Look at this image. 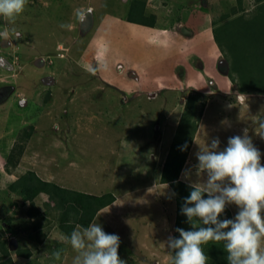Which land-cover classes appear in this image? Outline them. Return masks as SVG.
<instances>
[{
	"label": "rangeland",
	"instance_id": "rangeland-1",
	"mask_svg": "<svg viewBox=\"0 0 264 264\" xmlns=\"http://www.w3.org/2000/svg\"><path fill=\"white\" fill-rule=\"evenodd\" d=\"M146 1L149 12L160 17L159 22L169 14L173 19L183 17L182 21H190L201 11L204 19L198 26L213 21L215 30L208 36L215 38L218 33L223 48L232 58L233 54L238 56L247 49L250 35H264V30L261 32L264 27L256 30L253 26L252 34L247 33L250 24L245 23L256 16L258 20L264 19L263 10L254 11L246 18L229 15L231 18L221 20L239 6L238 0ZM133 2L28 0L23 13L14 20L3 17L7 29L0 23V33L7 32V36H0V61L6 58L10 64L12 60L14 69L0 63V91L7 87L11 90L6 92L7 96L0 92V224L4 221L22 225L26 221L28 205L23 204L20 196L9 194L8 184L33 169L42 178H53L69 188L93 194L113 192L116 201L103 208L93 223L100 224L106 233L119 235V257L126 264H171L167 239L169 235H179L175 232L176 199L171 186L160 183L159 178L184 110L180 98L187 93L177 95L176 101L166 102L174 93L169 89L152 100L145 92L135 96L123 89L128 82L140 88L137 80L152 66L160 72L163 80L160 85L178 86L184 80L175 71L173 75L165 72L171 54L163 37L154 35L150 39V30L141 33L127 20ZM241 5L250 13L255 0H243ZM176 22L174 19L172 23ZM222 22L227 28L218 27ZM180 29L191 34L187 28ZM59 42L67 51L64 57L58 55ZM263 47L262 36L252 44L253 51ZM18 53L20 59L14 56ZM40 57L52 61L43 64ZM101 59L106 60L109 74L115 77L111 83L121 84L116 86L118 89L113 88L114 92L99 71L93 75L85 70L86 63L94 66ZM232 60L234 64L239 62ZM220 62L223 73L227 74L229 63L224 55ZM48 76L55 78L53 83L44 82ZM144 76L150 77L149 82L153 78L151 73ZM233 83L235 93L217 92L200 97L206 106L181 176L191 184L206 181V173H200L196 167V153L207 148L216 137L223 150L229 137L242 136L247 130L262 154L264 165V136H261L264 129L257 123L264 120V94H241ZM125 96L129 97L128 103L123 100ZM174 107L175 112L169 118L165 116V111ZM29 125L33 130L22 164L9 171L5 154ZM45 203L53 206L48 195L36 199L42 211L49 213ZM228 207L234 218L238 207L234 204ZM56 218V213L50 212L43 221L45 236L41 242L31 233L19 236L26 238L28 242L24 244L31 247L33 254L21 258L13 252L16 264H72L77 253L62 241L67 235L59 228ZM5 236L15 240L9 230ZM54 251L61 252L60 260L52 257Z\"/></svg>",
	"mask_w": 264,
	"mask_h": 264
},
{
	"label": "clouds",
	"instance_id": "clouds-1",
	"mask_svg": "<svg viewBox=\"0 0 264 264\" xmlns=\"http://www.w3.org/2000/svg\"><path fill=\"white\" fill-rule=\"evenodd\" d=\"M27 3L28 0H0V23L5 25L4 30L7 23H4L3 17L14 20L23 13ZM0 36L6 37L7 32L0 33ZM57 49L58 55H66L61 42ZM14 56L20 59L19 53ZM39 60L43 64L52 61L44 57ZM83 61L82 58L79 64L82 65ZM11 62L8 68L14 69ZM93 64L85 65V70L93 75L108 70L106 60L101 59L97 65L95 62ZM257 123L264 129V120ZM219 146L220 140L216 137L207 148L196 153V167L200 173H206L207 179L199 185L192 184L190 195L184 198L181 213L191 223L192 230L177 227L175 232L179 233V238L169 235L167 248L174 253L171 264H207L208 257L202 245L209 241L224 242L228 264H264L262 154L247 135V130L242 136L229 137L223 150ZM186 148L187 144L181 146L180 150ZM232 204L239 209L234 218L219 219L226 207ZM194 218L207 227H197ZM62 241L70 244L77 253L72 264H126L118 253L121 243L119 235L106 233L100 224L90 223L87 227L78 224L70 236L62 237ZM52 257L60 260L61 252L54 251Z\"/></svg>",
	"mask_w": 264,
	"mask_h": 264
},
{
	"label": "trees",
	"instance_id": "trees-1",
	"mask_svg": "<svg viewBox=\"0 0 264 264\" xmlns=\"http://www.w3.org/2000/svg\"><path fill=\"white\" fill-rule=\"evenodd\" d=\"M238 2L239 6L237 8L233 7L231 14H224L221 20L225 21L231 18L232 15H237L234 17L236 19L246 18L249 14H253L254 11H264V0H255V7L250 13L246 12L244 6L241 5L243 0H238ZM146 6V0H134L127 20L136 24L154 26L157 17L153 13L148 14ZM258 17L246 19L245 23L247 25L250 24V27L246 29L247 33L252 34L251 28L253 26L256 27V30L259 27H264V19L258 20ZM227 23H231V21ZM222 26L227 28L225 22L218 25V27ZM263 30L261 29V32ZM261 36L264 39V35H250L248 39L250 44L246 47L247 49H243V52L239 53L238 56L233 54L234 58H232L230 52L227 53L223 48L218 33L215 36L216 42L226 57V61L229 63L227 74L231 81L237 84L241 94H264V47L260 49L256 48V51H253L254 48H252V44L258 41ZM232 59L238 60V64H234V60ZM201 96L200 94H191L187 97L179 125L170 144L169 152L162 166L159 178L160 183L169 184L175 193V228L180 227L185 230H192V225L187 221V217L181 213V207L184 198L190 195V191L192 190L190 186L192 184L181 179V176L194 142L198 123L206 106V101L201 100ZM31 130H33V126L29 125L23 132L19 133L18 140L14 143L7 156L6 167L9 171L19 167L26 151V144L31 137ZM185 144H187V148L181 151L180 147ZM8 192L11 195L20 196L23 204L28 205V208L26 210V221L22 225L21 223L12 224L5 223L4 221L0 224V264H16L12 255L13 252L19 257L30 258L32 256L33 251L31 247L24 244L28 241L24 236L22 238L19 236L31 233L34 235V239L41 242L42 236H45L43 221L47 220L50 212L56 213L59 228L65 235L70 236L76 225L79 224L82 227H87L90 223L94 222L96 216L103 208L113 204L117 198L111 191L103 194H93L60 185L54 181L42 178L32 169L27 170L11 181L8 184ZM42 193L47 194L53 201V206L50 207L48 203H45V206L48 209L50 208L49 213L47 212L48 210L42 211V208L36 204V199ZM205 198H207V194H205ZM225 218H232V213L228 206L219 217L221 220ZM193 222L197 227H207L196 218H194ZM5 230H9L11 236H15V240L11 241L9 237H6ZM176 237L179 238V235ZM202 248L208 257L207 264H228L227 252L224 249L223 241H209L207 244L202 245ZM173 255L174 253L172 252Z\"/></svg>",
	"mask_w": 264,
	"mask_h": 264
},
{
	"label": "crops",
	"instance_id": "crops-1",
	"mask_svg": "<svg viewBox=\"0 0 264 264\" xmlns=\"http://www.w3.org/2000/svg\"><path fill=\"white\" fill-rule=\"evenodd\" d=\"M146 9L148 13L155 14L154 12H149V8H147V6ZM155 15L157 17V21L154 26H147L136 23H134L133 25L137 26L138 30L141 33H145L146 30H150L151 31L150 35H152L150 36V39L154 37V35L155 36L160 35V37H163V40L168 43V47H169L168 52L171 54V58L168 59V64L164 62L166 63L165 72L167 74H172V75L176 72L177 74H180L184 80L182 81L181 84H178V86L175 85L172 86V84L170 83L160 85V83H163L160 82L162 80L160 76V72L158 71V68L156 69L154 66H152L146 69V72L142 73V79L140 81L137 80L138 84L141 86L140 88L132 87L129 85L131 84V82H128L123 87L124 90H128V93L131 94L135 93V96H139L140 93L145 92L147 93L148 98L152 100L163 95L165 93V90L169 89V91H172L174 93L171 95V98L169 100L166 98V102L176 101L177 95L179 96L180 94H182V92H186L187 94L185 95V97L180 98L181 105L185 104L187 97L191 94L215 95L217 94V92L219 94L235 93L234 83L231 81L229 75L226 74V72L223 73V69H221V67L219 66L220 65L219 63L222 64V62H220V58L223 57L220 46L216 42V38H214L213 36L212 38L211 36L210 37L208 36V34L210 32H213L214 30L213 21H211L210 24L208 25V23L206 22L207 20L205 19L204 21L205 24L207 23V25L198 26L200 22H202V20L204 19L203 13L201 11L198 12L197 17H195L194 19L190 18V21H182L184 19L183 17H180V19L174 18L175 21L176 20L178 21L176 23H172L174 22V19L170 14L164 15V18L162 19L161 22H159L160 17H158L157 14ZM201 16L202 18H200ZM180 28H187L189 31H191V34L183 32ZM86 57L88 58L89 56ZM0 63H3L5 67H8L6 58L4 59L2 58V61H0ZM109 71L110 70H107L105 73V71L102 70L99 71V73L102 78H105V81H109L107 83L110 86V90L114 92L115 90L113 88L118 89V87L116 86L121 87V84L111 83L113 82L115 77L111 76L109 74ZM149 73L153 75V78L150 82H149L150 77L144 76V74H149ZM213 78L214 80H212ZM208 83L211 84L212 87L209 86ZM128 98L129 97L125 96L123 100L124 101L126 100V103H128L129 100ZM169 111H165V116H167L168 118L171 112L172 113L175 112V107L173 110H169ZM13 145L11 146V148L13 147ZM9 152L5 154L6 157L8 156ZM131 153L132 154L135 153L134 149L131 151ZM24 157L25 156H23L21 159L20 162L21 164ZM46 180L54 181L60 185L66 186L64 183L55 181L53 178L51 179L46 178ZM41 195H47V194L42 193ZM14 256L19 257L16 253L14 254ZM14 256L13 258H15Z\"/></svg>",
	"mask_w": 264,
	"mask_h": 264
},
{
	"label": "water",
	"instance_id": "water-1",
	"mask_svg": "<svg viewBox=\"0 0 264 264\" xmlns=\"http://www.w3.org/2000/svg\"><path fill=\"white\" fill-rule=\"evenodd\" d=\"M47 78H49V79H47ZM47 78H44V82L47 83V84H51L55 80L53 76H48Z\"/></svg>",
	"mask_w": 264,
	"mask_h": 264
},
{
	"label": "flooded vegetation",
	"instance_id": "flooded-vegetation-1",
	"mask_svg": "<svg viewBox=\"0 0 264 264\" xmlns=\"http://www.w3.org/2000/svg\"><path fill=\"white\" fill-rule=\"evenodd\" d=\"M2 91H3V93H2ZM7 91H11V90H9V88H3V89H1L0 92L2 93L3 96H5V95L7 96V94H8V93H6Z\"/></svg>",
	"mask_w": 264,
	"mask_h": 264
},
{
	"label": "built area",
	"instance_id": "built-area-1",
	"mask_svg": "<svg viewBox=\"0 0 264 264\" xmlns=\"http://www.w3.org/2000/svg\"><path fill=\"white\" fill-rule=\"evenodd\" d=\"M45 60V59H44Z\"/></svg>",
	"mask_w": 264,
	"mask_h": 264
}]
</instances>
